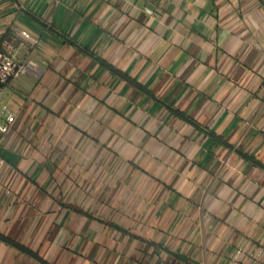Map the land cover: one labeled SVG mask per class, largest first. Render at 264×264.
Here are the masks:
<instances>
[{
    "label": "crops",
    "instance_id": "1",
    "mask_svg": "<svg viewBox=\"0 0 264 264\" xmlns=\"http://www.w3.org/2000/svg\"><path fill=\"white\" fill-rule=\"evenodd\" d=\"M0 50L25 66L1 235L47 264H264V0H0ZM0 264L43 263L0 240Z\"/></svg>",
    "mask_w": 264,
    "mask_h": 264
},
{
    "label": "built area",
    "instance_id": "2",
    "mask_svg": "<svg viewBox=\"0 0 264 264\" xmlns=\"http://www.w3.org/2000/svg\"><path fill=\"white\" fill-rule=\"evenodd\" d=\"M22 35L34 43L38 42L27 32H22ZM24 71L25 66L12 54L0 50V132L3 134L10 130L15 120L7 105L6 87L11 80L20 77ZM262 254L263 249L258 252L257 256L261 257Z\"/></svg>",
    "mask_w": 264,
    "mask_h": 264
},
{
    "label": "trees",
    "instance_id": "3",
    "mask_svg": "<svg viewBox=\"0 0 264 264\" xmlns=\"http://www.w3.org/2000/svg\"><path fill=\"white\" fill-rule=\"evenodd\" d=\"M0 240L6 242L7 244L13 246V247H16L18 248L19 250H21L22 252L26 253V254H29V255H32L34 258L38 259L40 262H42L43 264H47L45 261H43L42 259H40L37 255L33 254L29 249H27L25 246L23 245H20L14 241H12L11 239L3 236L0 234Z\"/></svg>",
    "mask_w": 264,
    "mask_h": 264
}]
</instances>
